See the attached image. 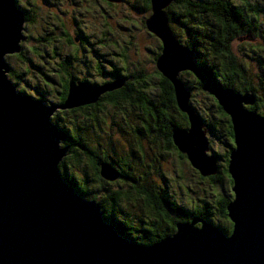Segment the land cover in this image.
Here are the masks:
<instances>
[{
  "label": "water",
  "instance_id": "obj_1",
  "mask_svg": "<svg viewBox=\"0 0 264 264\" xmlns=\"http://www.w3.org/2000/svg\"><path fill=\"white\" fill-rule=\"evenodd\" d=\"M172 2L151 0L146 28L162 45L157 70L172 84L188 118L187 129L174 130L173 143L193 169L211 177L218 174V158L209 154L208 131L180 78L184 72L199 76L200 69L171 29L166 9ZM25 21L16 0H0V264H264V116L248 109L254 95L211 90L233 128L231 234L193 218L177 223L173 235L144 245L119 234L105 221L101 205L66 181L60 164L69 151L62 146L67 134L52 121L57 111L98 103L122 88L123 79L104 84L71 79L60 105L21 93L9 79L5 58L22 53ZM100 174L109 182L119 178L106 163Z\"/></svg>",
  "mask_w": 264,
  "mask_h": 264
},
{
  "label": "trees",
  "instance_id": "obj_2",
  "mask_svg": "<svg viewBox=\"0 0 264 264\" xmlns=\"http://www.w3.org/2000/svg\"><path fill=\"white\" fill-rule=\"evenodd\" d=\"M140 4L143 8L135 9L139 13L150 16L151 0H140ZM114 5L115 3L111 7ZM27 10L29 9L23 11L27 22L31 24L34 17L31 18ZM166 12L174 35L192 51L193 60L200 69L199 76L189 72L180 75L186 88L191 92L190 104L203 119L208 136H218V133L222 134L224 139L226 153L223 156L216 155L218 174L202 177L194 169L201 180H208L211 183V197L214 196L212 200L187 206L178 202L172 193L169 194L167 187L158 188V186L148 185L149 173L147 168L145 171L142 169V161L150 157L147 149H154L159 153L156 160L168 156L173 159L175 156L173 151H175L179 155V161L188 162L186 156L177 150L172 139L175 129L189 127L188 118L178 108L172 84L157 70L156 62L161 54L162 45L146 28L145 22L149 16L142 18L141 28L158 41L156 52L153 54L155 65L153 72L147 71L140 63H132L127 55L112 52L110 57L120 56L123 61L121 67H117L111 59L106 61L111 69L108 72L111 80L107 82L123 79L122 88L105 93L96 104L74 110L58 111L54 117V123L67 134V140L63 146L68 147L69 151L60 164L66 181L85 199L97 201L102 207L105 221L113 224L119 234L144 245L154 244L173 235L176 232L177 223L188 222L193 218L213 223L228 234L232 232L233 225L228 218L227 207L234 199L233 181L228 173V159L234 142L233 128L230 117L219 106L211 92L212 88L230 89L241 94L251 92L255 97V105L248 109L264 116V47L251 48L254 58L244 54L245 58L251 59L258 65L257 72L250 70L249 65L244 62V59H240L234 50V43L240 44V48L244 50L243 42L258 38L264 40V0H174ZM134 25L136 27V23ZM109 32L110 28H108V35ZM71 39L75 41L72 37ZM49 41L51 40L48 38L43 40L46 43ZM99 43L102 44V41ZM127 45L130 44L127 43ZM31 51L39 55L38 49L34 48ZM56 51L57 49L54 48L52 52L57 54ZM77 52L80 53V50ZM17 57L25 59L24 47L23 52ZM70 61L73 64L70 65ZM26 62L34 64L30 59H26ZM65 62L67 66L60 65L61 71L58 70L61 73L59 78L43 74L45 85L54 87L52 91L55 102L47 97V94L51 96L50 93H45L38 87H35L34 95L26 94L44 102L47 101L49 104L60 105L67 98L71 79L100 84L76 76L71 71L76 66L70 57L64 61V64ZM103 67L99 64V67H95L97 69L95 71L97 73L100 71V74L104 76L107 72ZM52 69L51 71H56L55 68ZM10 76L15 77V73L12 72ZM19 91L24 92V89ZM193 93H197L198 97H195ZM106 103L119 117L117 132L120 139L124 141L121 142L120 139L116 141L108 135L110 142L105 145L106 148L102 149L101 142H97V146L93 147L90 144L93 142L92 134L98 132L94 126H86L79 114L88 115L91 121L96 120L99 129L96 113L101 111ZM87 110H91L92 114L89 115ZM123 127L130 131L136 147L123 137L125 134ZM125 141L132 148L130 154L135 156L133 159L129 155L115 154L116 144L120 146L123 144L125 147ZM135 159H138L139 169L132 170L133 167L129 161ZM219 159L223 160L224 164L220 163ZM120 162L122 166L119 170L116 165ZM104 163L119 173V178L114 182L123 179L124 182H129L125 184L127 186L123 185L117 190H111V183L114 182L106 181L100 174L101 165ZM220 187H223L221 192L218 189ZM135 200H144V206L146 210H149L146 220L139 217L136 221L129 213L122 211V203L129 204Z\"/></svg>",
  "mask_w": 264,
  "mask_h": 264
},
{
  "label": "rangeland",
  "instance_id": "obj_3",
  "mask_svg": "<svg viewBox=\"0 0 264 264\" xmlns=\"http://www.w3.org/2000/svg\"><path fill=\"white\" fill-rule=\"evenodd\" d=\"M51 1L54 4H49L43 0H19L18 2L20 8L31 9L34 21L29 24L26 20L24 24L25 35L27 37L21 45L24 47L25 59L17 57L18 54L9 55L5 58L11 67L9 79L14 83L17 90L24 89L23 93L34 95L35 87H38L39 90L50 93L51 96L47 94V97L55 102L53 97L54 92L52 91L54 87L45 85L46 82L43 74L59 78L61 73L58 70L61 71V59L65 58L66 54H69L72 50L68 45L67 47L62 46L64 40L62 37H59L60 31L56 30L63 23L80 50L81 60L85 61V63H80L79 65L75 64V69L71 70L80 79L84 78L93 83L100 84L111 80L110 74H108L111 69L108 67L106 61L111 59L117 67H121L123 61L118 55V57H110L112 52L127 55L132 63H140L147 71L153 72L155 67L153 64V54L156 52L158 41L141 28L142 18L148 17L149 14L139 13L134 8L136 0H121V2H116L114 7L111 8L98 0ZM30 3L31 7L29 6ZM108 28H110L109 35ZM176 30L179 32L178 29ZM44 38H48L51 41L49 43L43 42ZM100 41H102V44L99 43ZM127 43L130 45H127ZM240 46V44L234 43V50L237 56L240 59H244V62L249 65L250 70L257 72L258 65L252 62L251 59L245 58L244 54H249L254 58L253 54H251V48L257 47L258 49L261 48L260 46L264 47V40L258 38L254 39V41L243 42L242 46L244 50ZM34 48L38 49L39 55L31 51ZM54 48L57 49V54L52 52ZM26 59L32 60L34 64L27 63ZM93 59H97L99 64L104 66L103 68L107 74L103 76L100 74V71L99 73L95 71L97 70L94 67L96 63ZM37 66H40V68H37ZM52 68H55L56 71H51L53 70ZM12 72L13 74L15 73V77L10 76ZM193 95L198 97L197 93H193ZM45 103L49 102L45 101ZM87 112H89V115L92 114L91 110H87ZM57 113L58 111L52 116L53 123ZM96 114L99 120V129L96 120L91 121L88 115H79H81V120L84 121L83 123L86 126H94L98 132L91 136L93 138L91 139L93 142H90L92 147L97 146V142H101L100 144L103 146V149L110 142L107 137L108 135L116 141L120 139L117 132L119 117L115 115L114 110L107 103ZM129 119L131 118L129 117ZM124 127L125 131H123L125 134L123 137L136 147L130 131ZM217 135L219 138L218 136H208L210 151L215 155L223 156L226 153L223 135L218 133ZM119 141L122 142L124 140L120 139ZM121 146L116 144V155H129L131 159L135 157L134 155L131 156L132 148L127 141H125V147L123 144ZM147 153L150 157L142 161V169L145 171V168H147L149 173L148 185L158 186V188L167 187L169 194L172 193L178 202H182L187 206H194L196 203L202 204L203 201L214 198V196L211 197V183L208 180H201L190 163L179 161L180 159L177 160L176 156L172 159L171 156L167 157V155V158L156 160L159 153L154 149H147ZM219 162L224 164V161L221 159H219ZM129 163L133 167L132 170L139 169L138 159L130 160ZM118 164L116 168L120 170L122 163ZM148 167L150 168L148 169ZM150 173L152 174L151 176ZM126 183L129 182L119 179L117 182L111 183L110 189L117 190ZM218 189L221 192L223 187ZM121 207L123 212L129 213L136 221L139 217L146 220L147 213L149 214V210H146L144 206V200H135L129 204L124 202L121 204Z\"/></svg>",
  "mask_w": 264,
  "mask_h": 264
},
{
  "label": "flooded vegetation",
  "instance_id": "obj_4",
  "mask_svg": "<svg viewBox=\"0 0 264 264\" xmlns=\"http://www.w3.org/2000/svg\"><path fill=\"white\" fill-rule=\"evenodd\" d=\"M18 2H19V0H17ZM43 1H45V2H47V3H49V4H54L51 0H43ZM61 1H63V0H61ZM98 1H102V2H104L105 4H107L110 8H111V6H112V4L113 3H111V2H108V1H105V0H98ZM127 1V0H126ZM29 6L31 7L32 5H31V3L29 4ZM134 8H139L140 10H141V8H143V6L140 4V0H136V3H135V5H134ZM22 10H25V9H23V7H22ZM28 11V14L30 15V17L32 18V17H34L33 16V14H32V11H31V9H29V10H27ZM34 12V11H33ZM55 18V17H54ZM59 21V20H58ZM56 30H59L58 32H59V37H62L63 38V40H64V42H62V46L64 47V46H66L67 47V45L69 46V47H71L72 48V50H71V52L69 53V54H66V56H65V58H62L61 60H62V63L60 64V65H62V66H67V62H65V64H64V61L68 58V57H70L72 60H73V62H74V64H80V63H85V61H83V60H81V58H80V53L79 52H77L79 49H78V46H76V43H74V41H72V39H71V34L69 33V31H68V29L66 28V26L64 25V23L63 24H61L60 25V27H58V28H56ZM52 34H55V33H52ZM80 42H82V41H80ZM93 61L96 63V65H95V67L97 66V67H99V62L97 61V59H93ZM71 64H73L72 63V61H70V65ZM69 65V66H70ZM173 154L177 157V160H179V155L177 154V152H175V151H173Z\"/></svg>",
  "mask_w": 264,
  "mask_h": 264
},
{
  "label": "clouds",
  "instance_id": "obj_5",
  "mask_svg": "<svg viewBox=\"0 0 264 264\" xmlns=\"http://www.w3.org/2000/svg\"><path fill=\"white\" fill-rule=\"evenodd\" d=\"M16 1H17V0H16ZM18 6H19V5H18ZM19 8H20V6H19ZM20 9L22 10V8H20ZM22 11H23V10H22ZM150 15H151V14H150ZM24 41H25V40H24ZM22 42H23V41H22ZM22 42H21V43H22ZM21 46H22V45H21ZM22 52H23V51H22ZM20 54H21V53H20ZM76 81H77V80H76ZM110 82H112V81H110ZM107 83H109V82H107ZM34 98H35V97H34ZM35 99H36V98H35ZM63 143H64V142H63ZM63 143H62V146H63ZM63 147H64V146H63ZM211 153H213V152L210 151L209 154H211Z\"/></svg>",
  "mask_w": 264,
  "mask_h": 264
}]
</instances>
